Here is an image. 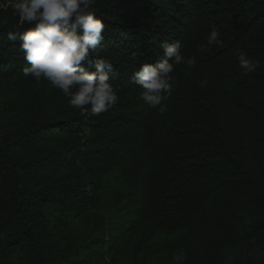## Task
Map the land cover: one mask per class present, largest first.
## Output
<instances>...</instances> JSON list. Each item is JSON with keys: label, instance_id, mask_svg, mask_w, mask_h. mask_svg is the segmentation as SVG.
<instances>
[{"label": "trees", "instance_id": "trees-1", "mask_svg": "<svg viewBox=\"0 0 264 264\" xmlns=\"http://www.w3.org/2000/svg\"><path fill=\"white\" fill-rule=\"evenodd\" d=\"M8 2L0 264H227L229 249L231 264H264V0H94L119 96L95 116L23 75L7 34L29 25ZM176 40L195 63L174 66L161 113L132 74ZM241 51L259 67L245 73Z\"/></svg>", "mask_w": 264, "mask_h": 264}, {"label": "clouds", "instance_id": "clouds-1", "mask_svg": "<svg viewBox=\"0 0 264 264\" xmlns=\"http://www.w3.org/2000/svg\"><path fill=\"white\" fill-rule=\"evenodd\" d=\"M94 0H9L20 25H29L23 31L8 32V41H20L26 66L22 73L37 82L44 78L69 97V104L87 115L106 112L119 100L109 72L113 64L98 56L104 39L105 25L96 14ZM209 43H219V32L213 27ZM179 40L162 45L163 55L156 63L144 62L133 72V78L143 91L141 99L151 108L165 111L167 95L172 90L174 66L186 63L180 51ZM240 67L245 73L259 67L258 61L241 51Z\"/></svg>", "mask_w": 264, "mask_h": 264}, {"label": "rangeland", "instance_id": "rangeland-1", "mask_svg": "<svg viewBox=\"0 0 264 264\" xmlns=\"http://www.w3.org/2000/svg\"><path fill=\"white\" fill-rule=\"evenodd\" d=\"M234 254H235V250L233 249H229L227 252H226V263L227 264H231V262L233 261V258H234ZM257 258L259 257V253H255ZM181 259V256L180 255H177L176 256V262H178L179 260Z\"/></svg>", "mask_w": 264, "mask_h": 264}]
</instances>
